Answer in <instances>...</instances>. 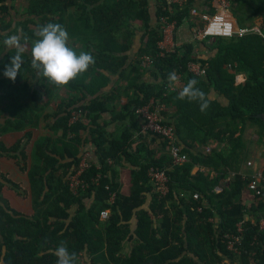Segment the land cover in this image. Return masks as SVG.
Wrapping results in <instances>:
<instances>
[{"label":"trees","instance_id":"trees-1","mask_svg":"<svg viewBox=\"0 0 264 264\" xmlns=\"http://www.w3.org/2000/svg\"><path fill=\"white\" fill-rule=\"evenodd\" d=\"M7 1L0 0V19L7 23L11 18L12 23L7 24L10 29L16 7ZM150 1L30 0L28 19L18 22L14 32L22 30L21 43H24L36 39L31 26L36 29L49 22L60 23L68 31L69 39L82 47L93 45L94 51L90 46L86 50L94 56L95 63L69 86L75 90L82 88L94 96L110 83L106 72L119 74L122 79L131 75L132 79H126L135 88L131 117L135 118L136 109L147 105L152 98L165 104L163 116L167 123L176 126L190 162L174 167L169 144L161 137L158 152L151 150L148 136L142 134L134 138L125 131L119 139L107 140L99 124L101 115L109 111L105 103L93 99L86 106L67 111L55 127L64 129L62 138L52 139L51 147L48 145L51 140L36 147L29 171L34 213H20L0 198V264H56L57 258L52 253L61 243L70 253L77 254V264L82 256L89 264H251L253 260L264 264L261 229L264 196L247 204L251 201L246 194L251 174L242 173L250 151L247 132L255 131L258 145H264V119L258 117L264 116V37L251 32L188 41L174 54L161 58L158 42L163 39L162 16L173 12L170 14L177 19L178 32L186 22L190 27L195 26L191 14L195 5L189 1L172 9L167 0H154L156 11L152 15ZM232 11L237 28L258 26L256 19H264V0H236ZM136 23L140 27H134ZM260 27L264 32V22ZM137 31L144 34L137 58L127 73L126 53L132 49ZM200 43L207 50L199 55ZM144 55L154 58L151 69L141 66ZM22 58V66L28 62L31 66L25 53ZM10 60L7 56L0 66V76ZM192 61L207 66V75L191 72ZM173 70L177 75L182 74L181 87L190 79L198 81L196 87L210 100L205 112L200 111L197 102L175 99L179 91L164 96L168 74ZM27 73L31 74L30 81L36 80L34 69L22 68L16 79ZM147 73L154 79L152 83L143 80ZM240 74L247 75L246 81L238 82ZM45 80L41 76L38 81L42 87ZM5 82L0 83V90ZM49 86L57 87L50 82ZM213 92L223 94L225 100L213 98ZM77 101L73 99L68 107ZM79 108L92 119L90 125L82 121L70 125L73 111ZM171 108L175 109L174 114ZM90 143L95 148L97 163L91 161L81 176L87 186L74 193L71 178L80 169L81 148ZM214 144L217 146L212 148ZM62 159L70 161L61 163ZM122 161L132 167L130 195L122 192L123 184L115 165ZM153 167L168 169L171 191L167 197L157 192L149 174ZM197 168L200 171L194 174ZM262 172L264 177V169ZM98 176L99 183H93ZM217 188L221 191L217 192ZM262 188L264 191V181ZM112 194H115L114 202ZM196 194L197 201L193 198ZM148 195L153 198L150 211L142 209L147 205ZM104 211H110L108 219H102ZM239 223H243L241 253L228 249L229 237L238 234Z\"/></svg>","mask_w":264,"mask_h":264},{"label":"crops","instance_id":"crops-1","mask_svg":"<svg viewBox=\"0 0 264 264\" xmlns=\"http://www.w3.org/2000/svg\"><path fill=\"white\" fill-rule=\"evenodd\" d=\"M28 1L29 0L7 1L10 6L16 7V9L13 10V19H15V21L13 27L9 29L7 24L12 23V19L8 18L7 23H3L0 19V66L5 63L4 60L7 56L12 57L14 55L15 49H6L3 45V40L6 35L21 34L15 33L14 30L16 29L18 22L28 19V16L22 13L23 9L30 4H28ZM209 3V0H197L194 3V7L197 8L199 12H205L209 7ZM150 10L152 15H154L156 11V2L154 0L150 1ZM231 13L233 19L237 22L232 10ZM192 16L193 18H197L194 15ZM63 20H65V18H63ZM256 22L258 27H260L264 22L263 17H258ZM139 26L140 25L136 23L134 27L138 28ZM30 29H35V26H31ZM143 34L142 31H137L134 38V45L132 49L126 53V55H128V60L124 68L127 69V73H129L130 65L134 63L137 58ZM176 36L178 43L193 41L192 26L190 27L187 22L182 24L179 27ZM68 43L77 53L80 51L89 52V50H86V48L90 49L89 46L93 51L95 49L91 44L82 47L77 41L72 39H69ZM22 44L26 48V51L24 52L25 55L31 60L30 52L32 41H25ZM200 46L201 47L197 48L199 55L202 51L207 50V47H205L203 43H200ZM21 68L30 71L32 70L29 62L26 66H22ZM85 73H83L82 76ZM106 75L110 77V83L94 96L88 95V93L82 88L75 90V88L70 87L69 84L51 89L47 80L44 81V87H42L38 82L41 76L37 75L36 80L32 82L30 81L31 74L29 73H27V76L22 79H15V81L5 75L0 76V83L2 80H6L0 90V198L2 196L7 200L14 210L26 215L34 213L33 183L29 171L33 165V158L37 145L45 143L46 140H51L48 142L49 147H51L52 142H54L52 139L59 140L62 138L64 129H55L57 120L62 116L67 115V111H70L75 107L86 106L93 99H95L97 103H105L106 107L108 106L109 111L103 113L101 119H99V124L103 126V134L107 140L114 141L119 139L125 131H128L133 134L134 138H138L141 134L143 137L148 136L147 143H149V147L152 151L158 152L161 149L160 142L162 141L158 136H149V134L141 133L144 125L143 119L136 115L135 118H132L130 115V106L135 99V88L134 86L130 87L126 79H132V76L128 75L127 78L122 79L119 74L112 75L106 72ZM246 79V74H240L238 82H244ZM143 80L149 83L154 81L149 73L144 74ZM74 81L76 82L77 80ZM212 97L218 98L219 100H225V96L217 92H213ZM73 99L79 101H77L73 107H68ZM64 109L65 112H62ZM170 112L171 114H174L175 109L171 108ZM91 120L90 117L88 118L85 116V119L82 122L87 126L91 124ZM138 128L140 129V132H138ZM153 139H157V142H154ZM216 146L217 144H214L212 145V148ZM46 150H48V147ZM85 151L90 152L89 159L92 162L97 163L95 148L91 143L81 148V157ZM69 161V159H66L65 161L62 159L61 163ZM115 165H117V172L120 173L121 183L123 184L122 192L125 195H130L129 169L132 167L125 161ZM257 169L262 171L260 167L249 168L244 166L242 173L253 174ZM199 171L200 168H197L194 174H197ZM246 194L248 199L251 200L248 201L247 204H251L253 198L256 197H254L249 191L248 193L246 191ZM152 200V195H148L147 205L142 209L150 211ZM246 218L248 219V216ZM136 228L137 220L135 219L133 226L134 232L136 231ZM251 264L257 263L253 260Z\"/></svg>","mask_w":264,"mask_h":264},{"label":"built area","instance_id":"built-area-1","mask_svg":"<svg viewBox=\"0 0 264 264\" xmlns=\"http://www.w3.org/2000/svg\"><path fill=\"white\" fill-rule=\"evenodd\" d=\"M189 1L195 3L197 0H167L173 9L175 6L182 7ZM207 11L199 12L197 8L191 9V14L197 18L195 20V26H192L193 41H204L216 39L218 37H231L235 34L246 35L251 32H262L261 28L255 27H236V22L233 19L231 10L236 0H209ZM170 13H173L170 11ZM165 14L161 18V30L163 39L158 42L159 57L164 58L167 55L174 54L177 48L182 44L178 43L176 39L177 33V19L173 18L171 14ZM202 22V23H201ZM230 31V35L226 33ZM154 65V58L152 56L144 55L141 58V66L144 69H151ZM190 71L196 75H207V66H204L200 61H192L189 64ZM178 82L175 91L172 90L168 85L165 87L164 96L171 92H177L181 88L182 74L177 75ZM167 109L165 104H161L157 99L152 98L149 103L143 107L136 109L137 117L143 119L144 125L141 133L154 134L158 137L163 138L168 142L170 147V155L173 161V166H182L190 162V157L184 152V149L180 143L178 131L175 125L167 123L163 112ZM86 112L79 108L73 111L70 125H75L85 119ZM211 150V148H209ZM90 152L85 151L79 171L71 178V189L74 193H78L81 187L87 186L81 179L84 171L91 166ZM247 167L253 168L254 164L252 161H248ZM150 177L154 182L157 192L162 197H167L170 194L171 179L167 168H156L150 169ZM235 175V174H231ZM246 175H244L245 177ZM251 180L248 185V190L253 194L254 197L264 196L262 183L264 181L263 172L256 170L250 175ZM100 176L95 179L93 183H99ZM221 189L217 188V192ZM194 200H199V195H194ZM115 194L111 195V201L114 202ZM202 209H199L201 212ZM110 211H104L101 214L102 219H108ZM261 229L264 231V219L261 221ZM243 241V223L238 224V234L231 235L229 237L228 249L241 253L240 246ZM80 264H89V262L81 257Z\"/></svg>","mask_w":264,"mask_h":264},{"label":"clouds","instance_id":"clouds-1","mask_svg":"<svg viewBox=\"0 0 264 264\" xmlns=\"http://www.w3.org/2000/svg\"><path fill=\"white\" fill-rule=\"evenodd\" d=\"M21 33L22 30H17ZM230 35V31L226 33ZM259 35L264 37V32ZM36 39L32 40L31 68L38 76H42L51 84L63 87L70 81L85 73L90 65L95 63L94 56L87 51L77 53L69 46V33L60 23H46L34 29ZM21 34L6 35L3 45L6 49H15L10 63L6 65L4 75L13 81L20 73L23 64V53L26 48L21 43ZM168 86L175 91L178 76L173 70L168 74ZM196 79H190L183 85L175 99L189 102H197L201 112H205L210 106L207 95L196 85ZM57 259L56 264H77V254L69 252L68 248L61 243L52 253Z\"/></svg>","mask_w":264,"mask_h":264},{"label":"rangeland","instance_id":"rangeland-1","mask_svg":"<svg viewBox=\"0 0 264 264\" xmlns=\"http://www.w3.org/2000/svg\"><path fill=\"white\" fill-rule=\"evenodd\" d=\"M29 3H30V0L28 1V4ZM28 7L29 6L23 9L22 13L24 15H27L26 13H27ZM247 139H250V142H249L250 151H249L248 161H252L254 164V167L256 168L260 167L263 170L264 169V145H258L257 143L258 136L255 134V131L249 130L247 134Z\"/></svg>","mask_w":264,"mask_h":264},{"label":"water","instance_id":"water-1","mask_svg":"<svg viewBox=\"0 0 264 264\" xmlns=\"http://www.w3.org/2000/svg\"><path fill=\"white\" fill-rule=\"evenodd\" d=\"M258 117L264 119V116H262V115H259Z\"/></svg>","mask_w":264,"mask_h":264}]
</instances>
